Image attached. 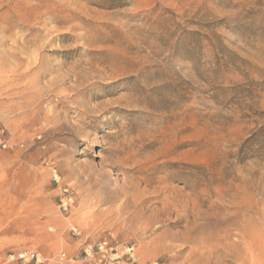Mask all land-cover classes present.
<instances>
[{
  "label": "rangeland",
  "instance_id": "obj_1",
  "mask_svg": "<svg viewBox=\"0 0 264 264\" xmlns=\"http://www.w3.org/2000/svg\"><path fill=\"white\" fill-rule=\"evenodd\" d=\"M31 251L264 264V0H0V264Z\"/></svg>",
  "mask_w": 264,
  "mask_h": 264
},
{
  "label": "built area",
  "instance_id": "obj_2",
  "mask_svg": "<svg viewBox=\"0 0 264 264\" xmlns=\"http://www.w3.org/2000/svg\"><path fill=\"white\" fill-rule=\"evenodd\" d=\"M72 201V196L68 192V189H64V193L59 201V208L62 212H67L69 210ZM20 258L24 259L30 264H40L39 256L36 252H23L20 254Z\"/></svg>",
  "mask_w": 264,
  "mask_h": 264
}]
</instances>
